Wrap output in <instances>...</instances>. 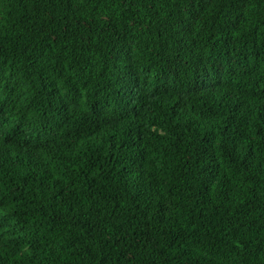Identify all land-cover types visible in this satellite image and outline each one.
<instances>
[{"label":"trees","instance_id":"16d2710c","mask_svg":"<svg viewBox=\"0 0 264 264\" xmlns=\"http://www.w3.org/2000/svg\"><path fill=\"white\" fill-rule=\"evenodd\" d=\"M0 264H264V0H0Z\"/></svg>","mask_w":264,"mask_h":264}]
</instances>
